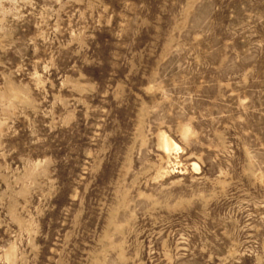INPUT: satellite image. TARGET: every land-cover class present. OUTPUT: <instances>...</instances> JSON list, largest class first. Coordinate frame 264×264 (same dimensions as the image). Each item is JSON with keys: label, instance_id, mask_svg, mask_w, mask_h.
<instances>
[{"label": "rangeland", "instance_id": "374dc122", "mask_svg": "<svg viewBox=\"0 0 264 264\" xmlns=\"http://www.w3.org/2000/svg\"><path fill=\"white\" fill-rule=\"evenodd\" d=\"M0 264H264V0H0Z\"/></svg>", "mask_w": 264, "mask_h": 264}, {"label": "bare ground", "instance_id": "6f19581e", "mask_svg": "<svg viewBox=\"0 0 264 264\" xmlns=\"http://www.w3.org/2000/svg\"><path fill=\"white\" fill-rule=\"evenodd\" d=\"M167 147H169V145H165V149H166Z\"/></svg>", "mask_w": 264, "mask_h": 264}]
</instances>
